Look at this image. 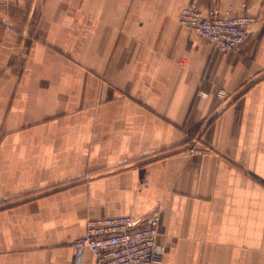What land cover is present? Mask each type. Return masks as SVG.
Here are the masks:
<instances>
[{
    "label": "crops",
    "instance_id": "1",
    "mask_svg": "<svg viewBox=\"0 0 264 264\" xmlns=\"http://www.w3.org/2000/svg\"><path fill=\"white\" fill-rule=\"evenodd\" d=\"M189 2L245 5L244 43ZM155 209L161 264H264V0L0 3V264H94L89 218Z\"/></svg>",
    "mask_w": 264,
    "mask_h": 264
},
{
    "label": "built area",
    "instance_id": "2",
    "mask_svg": "<svg viewBox=\"0 0 264 264\" xmlns=\"http://www.w3.org/2000/svg\"><path fill=\"white\" fill-rule=\"evenodd\" d=\"M8 1L0 3L7 5ZM242 6L238 13H222L216 7L205 13L195 2H189L181 8L178 24L208 39L217 49L236 50L244 43L254 21L245 5ZM215 94L223 98L226 91L220 87ZM190 151L201 153L202 149L192 145ZM160 227L159 209L145 217L130 214L92 217L86 222L85 233L72 240L71 246L76 249L77 258L88 249L94 264H161L166 246L159 241Z\"/></svg>",
    "mask_w": 264,
    "mask_h": 264
}]
</instances>
